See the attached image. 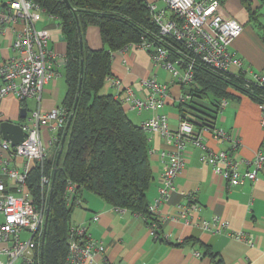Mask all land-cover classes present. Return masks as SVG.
I'll return each mask as SVG.
<instances>
[{
	"label": "crops",
	"instance_id": "0c3cea01",
	"mask_svg": "<svg viewBox=\"0 0 264 264\" xmlns=\"http://www.w3.org/2000/svg\"><path fill=\"white\" fill-rule=\"evenodd\" d=\"M222 2V16L233 18L243 26L242 34L233 41L230 50L244 61L246 68L264 71V34L255 30L253 22L249 21V12L240 0ZM247 3L255 14L260 9L264 10V0H247ZM46 20L50 21L46 25L51 32L49 48L58 55H64L66 43L60 40L58 20L48 17ZM15 36L16 31L9 25L0 27V61L16 57L12 46ZM84 43L90 49L103 47L96 27L88 28ZM58 73L55 79L44 86L40 103L42 111L62 106L66 92L64 68H58ZM163 73L161 68L153 65L148 51L126 47L112 54L110 76L120 82L119 88L106 83L101 94L116 95L127 86L137 97H141L146 94L141 83L149 78L169 84L168 98L163 107L140 113L125 108V112L138 126L153 116L165 115L170 130L174 132L178 128V105L184 91L181 83L173 77L167 79ZM30 101L33 102L31 109L28 106ZM37 105L32 99L18 102L11 96L6 97L0 100V122L7 120L18 124L21 120L20 110L24 108L28 113ZM255 105L253 101L239 96L228 99L227 105L216 118L215 129L199 134L203 147L195 146L189 140L184 143L186 164L174 179L168 200L157 207L154 218L158 224L154 236L150 234V223L143 216L112 207L91 193H83L81 205L73 209L71 224L84 228L88 238L103 246L104 251L94 255L92 264H216L217 261H221L220 264H264L263 173L258 172L254 181L231 187L222 176L201 162L205 152L224 151L241 164L243 171L251 169L248 163L254 159L264 142L261 112ZM216 131L226 136L218 138ZM49 133L53 136L52 132ZM147 135L153 176L147 192L151 205L158 197L160 175L164 170L160 154L173 151L174 146L168 138L149 132ZM47 137L46 133L45 140ZM49 151L50 146L47 155ZM25 164L26 160L22 158L11 156L9 159V167L19 172L24 170ZM6 184L11 187L13 182L7 180ZM9 191L16 194L13 189ZM180 207L187 209V222L179 218ZM94 217L97 220L94 221ZM214 218L226 222L227 227L219 233H213L201 226L203 220ZM239 233L244 234L251 243L237 240L235 237ZM22 238L26 239L27 236Z\"/></svg>",
	"mask_w": 264,
	"mask_h": 264
},
{
	"label": "built area",
	"instance_id": "2783aa9c",
	"mask_svg": "<svg viewBox=\"0 0 264 264\" xmlns=\"http://www.w3.org/2000/svg\"><path fill=\"white\" fill-rule=\"evenodd\" d=\"M144 1L152 22L158 27L159 35L173 39L181 50H177L176 59L172 60L170 52L161 45L155 46L144 41L141 46L128 47L151 50L153 65L166 69L181 84L195 85L192 67L194 63H198L221 73H242L243 87L246 90L254 86L264 91V71L246 68L244 61L230 50L233 41L242 34L243 26L233 18L222 16L221 0ZM43 14L53 18L34 0H0V27L9 25L16 31L12 45L16 57L0 61V100L11 96L18 102L32 99L38 104L19 122L24 131L21 143L12 148L0 135V264H35L36 240L42 236L46 209L34 207L25 181L31 164L43 161L49 146L56 142V134L66 127L69 119L68 111L62 106L48 111H42L40 107L44 86L59 75L58 68H64L66 63L65 54L58 55L48 46L50 30L36 29ZM106 83L117 89L120 86V82L111 76L105 78ZM141 85L146 89V94L141 97H137L127 86L121 91L123 107L137 113L143 110L156 111L163 107L168 98L169 84L149 78L143 80ZM188 98V95L183 94L181 100ZM227 101H221L220 112L227 105ZM257 104L264 127V100ZM192 120L191 115L185 118L179 116L178 128L174 132L170 130L165 115L153 116L141 124L145 131L168 138L174 146L173 151L160 154L164 170L160 175L158 197L149 206L153 216L157 213V207L168 200L174 179L184 169V143L189 140L195 146L203 147L199 134L211 131L205 126L196 133V124ZM43 128L53 133V136L46 139L49 146L42 139ZM215 135L218 138L226 136L218 131ZM11 156L26 160L22 172L9 167ZM201 162L222 176L229 186H240L245 181L256 180L258 172L264 175V142L254 159L248 163L251 169L246 171L241 169V164L229 152H205ZM7 180H12L11 187L7 186ZM41 185L49 187L50 180L42 177ZM9 189H13L16 194ZM74 191V186L69 184L66 191L67 203L72 202ZM186 211L187 209L180 207L178 215L187 222ZM93 220H97V217ZM156 225V222L150 225V234L153 236ZM201 226L207 231L219 233L227 224L214 218L203 220ZM23 232L28 234L26 239L22 238ZM235 238L251 243L242 233ZM103 251L101 244L85 235L84 228L71 227L66 264H92L94 255Z\"/></svg>",
	"mask_w": 264,
	"mask_h": 264
},
{
	"label": "trees",
	"instance_id": "16d2710c",
	"mask_svg": "<svg viewBox=\"0 0 264 264\" xmlns=\"http://www.w3.org/2000/svg\"><path fill=\"white\" fill-rule=\"evenodd\" d=\"M45 13L58 20L59 34L66 43L64 76L66 92L62 101L69 116L73 114L56 168L51 194L50 185L42 186V177L52 180L64 130L56 134L42 162H34L25 185L35 208L49 207L43 244V264H66L68 237L73 209L82 203L83 193L98 196L106 204L139 214L150 223L157 222L149 211L147 192L153 180L149 160L147 131L133 123L121 102V93L101 94L105 78L111 74L112 54L144 41L164 46L176 59L179 45L161 37L152 22L144 0H34ZM223 0H221L222 2ZM249 12V21L257 15L247 0H240ZM223 3V2H222ZM89 27H96L103 44L90 49L84 43ZM80 38L83 54L80 53ZM151 53V50H146ZM82 62V72H81ZM191 86L181 84L183 94L179 116L193 117L199 132L203 127L215 129L222 100L238 97L239 91L255 103L264 100V91L243 87L242 73L230 74L194 63ZM76 98H78L76 100ZM76 107L73 111L75 102ZM74 186V197L67 203L68 185ZM42 237V236H41ZM41 238L36 240L35 264H40ZM217 261L216 264H220Z\"/></svg>",
	"mask_w": 264,
	"mask_h": 264
},
{
	"label": "water",
	"instance_id": "95a60500",
	"mask_svg": "<svg viewBox=\"0 0 264 264\" xmlns=\"http://www.w3.org/2000/svg\"><path fill=\"white\" fill-rule=\"evenodd\" d=\"M63 1L68 7H70L68 0H63ZM60 40L64 41V37L60 36ZM80 53H81V55L83 54L82 38H80ZM81 72H82V62H81ZM77 99L78 98H76V100ZM76 103H77V101L75 102L73 111L75 110ZM25 116H26V110L24 108H22L20 110L19 118L24 119ZM72 118H73V114H70L67 125H66L65 130H64V135H63V138L61 141V148L57 154L55 168L53 170V176H52V180H51V184H50V190H49L50 194L52 192L53 183H54V179H55V175H56V168H57L58 163H59V159H60L61 152H62V147H63V144L65 142V137L67 135V131H68V128L70 126ZM0 135H1L3 140H6L9 142V144L12 148H14L16 145L21 143L24 139V131H23L22 126L19 123L18 124L12 123V122H9L7 120L0 122ZM48 215H49V207L46 208L45 217H44L43 232H42V237H41L40 264H43V244H44V236H45V231H46V226H47Z\"/></svg>",
	"mask_w": 264,
	"mask_h": 264
},
{
	"label": "rangeland",
	"instance_id": "374dc122",
	"mask_svg": "<svg viewBox=\"0 0 264 264\" xmlns=\"http://www.w3.org/2000/svg\"><path fill=\"white\" fill-rule=\"evenodd\" d=\"M259 14V15H258ZM258 14H256L257 15V17H256V19L255 20H253L252 22H253V26H254V28H255V30L256 31H258V32H260L262 35L264 34V10H259V12H258ZM47 19V17L46 16H43L42 17V20L41 21H39L37 24H36V29H43V28H47L46 27V25L48 24V22H50V21H48V20H46ZM48 29V28H47ZM161 70H163V72L165 73H163L164 74V77H166L167 79L168 78H170V77H172V75L166 70V69H164V68H161ZM163 77V76H162ZM233 91V93L235 94V95H237V96H239V97H241L242 99H247V100H249L250 102H252V100L249 98V97H247L246 95H243V94H241L239 91H234V90H232ZM254 102V101H253ZM255 103V102H254ZM256 105V107L258 108V104L257 103H255ZM33 105V102L32 101H30V102H28V106H29V108L31 109V106ZM260 111V110H259ZM263 132H264V128H263ZM47 133V135H48V137L50 136V133L45 129V128H43V129H41V135H42V139H43V141H44V144L46 145V146H49L48 145V141L47 140H45V134ZM47 137V138H48ZM51 147V146H50ZM24 235H26L27 237H28V234H26L25 232H23L22 233V236H24Z\"/></svg>",
	"mask_w": 264,
	"mask_h": 264
}]
</instances>
